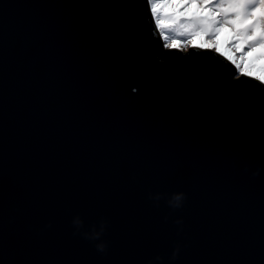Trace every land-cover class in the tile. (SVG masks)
Wrapping results in <instances>:
<instances>
[{
    "label": "water",
    "instance_id": "obj_1",
    "mask_svg": "<svg viewBox=\"0 0 264 264\" xmlns=\"http://www.w3.org/2000/svg\"><path fill=\"white\" fill-rule=\"evenodd\" d=\"M119 2L0 0V264H264V85Z\"/></svg>",
    "mask_w": 264,
    "mask_h": 264
},
{
    "label": "clouds",
    "instance_id": "obj_2",
    "mask_svg": "<svg viewBox=\"0 0 264 264\" xmlns=\"http://www.w3.org/2000/svg\"><path fill=\"white\" fill-rule=\"evenodd\" d=\"M148 5L165 50L214 53L233 66L236 79L264 84V0H148ZM183 199L176 194L171 203L179 206Z\"/></svg>",
    "mask_w": 264,
    "mask_h": 264
},
{
    "label": "snow or ice",
    "instance_id": "obj_3",
    "mask_svg": "<svg viewBox=\"0 0 264 264\" xmlns=\"http://www.w3.org/2000/svg\"><path fill=\"white\" fill-rule=\"evenodd\" d=\"M137 3V0H120L119 3H117L116 5H114L115 7H119V8H123L126 9L127 11L125 13H123V15L131 17L134 14V5ZM145 8L146 11L149 13V5H148V0H145ZM198 53V52H197ZM160 65H165L163 63H159ZM248 78V77H245ZM234 84V83H232ZM260 85H264L259 83ZM236 85V89L234 90V100L236 102V104L240 107H246L249 104L252 103L251 100H249L248 98H246L243 93H245L246 91L243 90L241 88L240 84H234ZM131 93L135 96H139L141 94V88L139 86H134L131 88ZM261 104H264V98H261L259 101ZM133 179H136L135 176H133ZM185 194L184 197V201H183V206L185 205V203L187 202L189 196L188 193L185 191H182ZM162 195H166L165 193H161ZM181 207V208H182ZM104 224H103V236L106 232L109 231V227H110V220L108 218H104L103 219ZM91 230H89L86 226H81V230L76 231L79 235H81L84 239L89 240V241H93L95 242L96 239L92 238V236L89 235ZM37 236L40 239L44 238V233L38 232ZM3 246H4V250H5V255L7 256L8 253V248H9V240H8V226L7 224L4 225L3 227ZM95 248L97 249V251L99 253H102L104 256H108L111 253V242L106 240V243L104 244L103 248L98 247L97 243H95ZM179 249L178 254L175 256V259L179 258V254H180V247L176 248V250ZM14 254H16V250H14ZM20 255H22L24 258L21 259H13L10 262L9 261H5V264H66L65 261H63L60 258L57 257H50V258H45V259H37L35 258V255L33 253H26L23 252L22 250L19 252ZM174 259V260H175Z\"/></svg>",
    "mask_w": 264,
    "mask_h": 264
},
{
    "label": "trees",
    "instance_id": "obj_4",
    "mask_svg": "<svg viewBox=\"0 0 264 264\" xmlns=\"http://www.w3.org/2000/svg\"><path fill=\"white\" fill-rule=\"evenodd\" d=\"M165 52H168V51H167V50H165V49H163V50H162L160 53L164 55V54H165Z\"/></svg>",
    "mask_w": 264,
    "mask_h": 264
},
{
    "label": "rangeland",
    "instance_id": "obj_5",
    "mask_svg": "<svg viewBox=\"0 0 264 264\" xmlns=\"http://www.w3.org/2000/svg\"><path fill=\"white\" fill-rule=\"evenodd\" d=\"M161 44H162V41H161ZM162 46H163V44H162ZM235 74H236V73H235ZM235 76H236V75H235ZM235 76H234V77H235Z\"/></svg>",
    "mask_w": 264,
    "mask_h": 264
}]
</instances>
